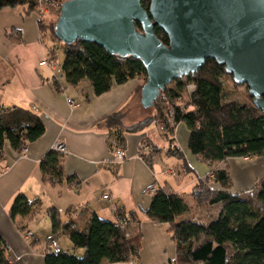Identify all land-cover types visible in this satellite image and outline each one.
<instances>
[{
    "label": "crops",
    "instance_id": "0c3cea01",
    "mask_svg": "<svg viewBox=\"0 0 264 264\" xmlns=\"http://www.w3.org/2000/svg\"><path fill=\"white\" fill-rule=\"evenodd\" d=\"M10 28L19 32L18 41L9 36ZM46 54V48L38 39L31 12L25 13L23 6L0 9V104L34 112L45 127L40 137L26 144L24 152L7 142L3 145L0 237L6 244L5 255L9 264H44L51 236L47 210L51 207L60 212L63 221L70 219L80 228L86 226L92 213L103 219L116 220V207L136 211L140 217L139 255L136 263L129 261L124 264H171L175 258L176 243L167 231L168 224L150 220L142 212L150 203L149 186L168 184L186 200L189 211L177 217V221H181L190 220L194 208L193 202L185 195L191 199L192 187L211 168L226 167L232 182L229 191L242 197L252 193L256 182L264 177L262 156L229 157L209 164L192 154L187 147L188 130L183 124L176 125L172 141L183 156L182 162L180 158L174 160L176 156L173 160L169 157L173 154H167L166 141L152 126L125 132L124 144L120 146L124 159L111 162L116 148L110 145L112 141L108 130L101 123L122 108H127L125 123L148 115V109L141 105L140 93L136 94L141 80L132 78L124 83H113L108 91L96 95L88 81L69 85L61 69L55 74L56 68L52 70L48 66H40L38 63ZM67 97L77 105H69ZM56 141H62L66 147V152L61 154L64 178L50 183L41 180L39 163ZM145 144L155 146L161 159L144 160L142 154L148 149ZM170 163H176L175 167L171 169L165 165ZM181 163L186 164L188 172L184 171ZM164 168L174 174H163ZM69 176L75 179L67 182L66 177ZM210 184L218 187L215 183ZM18 193L29 200L38 199L39 204L30 215L13 219L9 210ZM104 194L109 197L104 198ZM202 217L203 220L211 217L209 209ZM27 232L30 235L27 236ZM63 237L67 238L64 235L56 238L60 248L70 251L73 246L70 241L64 242ZM76 251L80 255L83 253L81 249L73 252Z\"/></svg>",
    "mask_w": 264,
    "mask_h": 264
},
{
    "label": "trees",
    "instance_id": "16d2710c",
    "mask_svg": "<svg viewBox=\"0 0 264 264\" xmlns=\"http://www.w3.org/2000/svg\"><path fill=\"white\" fill-rule=\"evenodd\" d=\"M36 1L0 0V9L23 6L24 12L30 13L37 5ZM140 4L147 10L150 0H140ZM136 26L141 30L139 23L136 22ZM38 28L39 41L47 53L53 55L55 44L62 48L64 56L60 69L69 85L86 80L92 85L94 93L99 95L108 91L113 83L137 78L144 80L137 87V94L146 80L145 68L138 59L111 54L94 42L79 39L70 43L61 42L55 36L54 23L46 25L39 20ZM9 32L11 38L19 40V32L14 28H10ZM154 32L163 43L168 44L163 30L155 26ZM45 37L52 43L47 44ZM224 78L229 79L233 86L241 84L225 71L224 65L213 58H206L194 74L177 77L165 86L164 99L158 98L152 106L154 114L130 123L124 121L127 108L110 114L101 123L108 130L112 141L110 145H115V148L123 146L125 132L141 130L153 119H159L171 133L173 130H170L169 124H183L188 130L189 151L209 164L229 157H264V114L254 104V96L245 84H242L247 93L245 102L226 100ZM54 85L58 86L55 81ZM190 85L192 89L187 92L190 107L181 109L176 101ZM165 103L172 106V113ZM44 129L41 118L34 112L0 104V157L5 142L20 150L40 137ZM168 153L182 155L172 140ZM142 156L147 161V157ZM39 168L43 181L57 183L64 178L61 154L53 148L44 154ZM74 179L73 176L66 177L67 182ZM231 185L228 170L223 167L211 168L192 187L191 195L198 203L222 205L217 217L206 224L177 221V217L189 211V205L168 184L148 187L151 199L142 212L150 220L169 225L167 231L176 243L175 258L171 264H264V177L251 190L255 194V204L239 193L230 192ZM38 204V199L29 200L18 193L12 200L9 215L13 219L28 216ZM47 212L51 223L50 238L64 235L74 249L81 248L83 253L77 256L64 250L56 253L47 251L44 264L136 263L141 235L140 232L128 234L130 220L140 223L136 211L116 207V220L103 219L92 213L82 228L75 226L70 219L63 221L60 212L53 207ZM5 251L6 244L0 237V264H9Z\"/></svg>",
    "mask_w": 264,
    "mask_h": 264
},
{
    "label": "water",
    "instance_id": "95a60500",
    "mask_svg": "<svg viewBox=\"0 0 264 264\" xmlns=\"http://www.w3.org/2000/svg\"><path fill=\"white\" fill-rule=\"evenodd\" d=\"M54 33L61 42H94L140 60L146 71L140 102L146 109L173 79L194 74L213 58L246 85L264 114V0H150L147 10L140 0H63Z\"/></svg>",
    "mask_w": 264,
    "mask_h": 264
},
{
    "label": "rangeland",
    "instance_id": "374dc122",
    "mask_svg": "<svg viewBox=\"0 0 264 264\" xmlns=\"http://www.w3.org/2000/svg\"><path fill=\"white\" fill-rule=\"evenodd\" d=\"M61 1H63V0H61ZM36 2H37V5H36L35 9L31 13L33 14V17L35 19V23H36L37 31H38V29H39L38 28V21L42 20L44 22V24H46V25L54 23L56 18H57V16H58L60 7H54V6H50V5L48 6L47 4L44 5L43 3H38V1H36ZM40 6L46 7V11L44 13H41L42 11H39ZM17 8H20V6H17ZM38 39H39V37H38ZM44 39H45L44 41H46L47 44H51L52 43V42H50V39L48 37H45ZM55 46H56V49H55V51L53 53V56H54V58L56 60V63H57L56 64V69L54 71L55 74H56L59 71V69H60V65H61L64 53H63V50H62L61 47H58L57 44H55ZM140 80H141L140 83H142L144 81L142 79H140ZM224 84L226 85V91H227L225 96H224L226 100H236L238 102H245L246 101L247 93H246V88H245L244 85L240 84L238 86H233L230 83L229 79H225V83ZM191 89H192L191 85L188 86V90H186L182 94L180 100L176 101V104L178 106H180L181 109H186V108L190 107L189 106V100H188L187 92L191 91ZM158 98H163L164 99L163 90H161L159 92V95L156 98V100ZM165 105H166V108L168 109V111L172 113L173 112L172 111L173 110L172 106L169 103H165ZM147 111H148L147 112L148 115L154 114V108L153 107L148 109ZM147 126H152V128L156 130V133L159 135V137H161L163 140L166 141L167 148H168L170 140H172V141L174 140V137H173L174 136V131H175V127H177V126L174 123L173 124H169L170 130L171 129L173 130L172 133H171V131L167 130L164 127L163 120L153 119V121H151V123L148 124ZM169 138H170V140H169ZM147 147H148L147 152H145L144 155H145V157H147V161L148 162L154 161V160L157 161V160L161 159V154H158L159 151L156 150L155 146H149L148 145ZM166 150H167L166 152L168 154V149H166ZM172 153H173V151H172ZM174 156H176V158L174 160L178 161L179 160L178 158H180L181 159L180 162H182V157H183L182 155H181V157H179L178 155L173 154V155H170L169 157H171L172 160H173ZM181 164H183L184 171L188 172V170L186 169V164H184V163H181ZM165 165L171 168V167H175L176 163L175 164H171L170 163V164H165ZM162 171H163L162 172L163 174H174V172L172 170H169V169H166V168H164ZM190 196H191V199L189 198V196L185 195V197H187V199L191 200L193 202V204H194L193 205L194 208H193L192 212L190 213V217H189L190 221L195 222V223H199V224H206L210 220L215 219L217 217V215L219 213L218 212L219 210H217V209L221 208V206H222L221 203H216V204H213V205H206V204L198 203L192 197V195H190ZM244 196H245V198L247 200H249V201L253 202V204H255V194H254V192L246 193V194H244ZM206 209H209L211 217H209L207 220H203L202 215L204 214ZM167 229H168V227H167ZM137 232H140L139 224H137V223L133 222L132 220H130L129 221V225H128V234H136ZM49 240L50 239H48V242H49ZM62 240H64V242H69V240L67 238H65V237H63ZM64 249H67V248H64ZM80 249L81 248H76V249L71 248V250L69 252L74 253L73 252L74 250H80ZM77 252L78 251H76V253H74V254L77 255V256H80V254H77Z\"/></svg>",
    "mask_w": 264,
    "mask_h": 264
},
{
    "label": "built area",
    "instance_id": "2783aa9c",
    "mask_svg": "<svg viewBox=\"0 0 264 264\" xmlns=\"http://www.w3.org/2000/svg\"><path fill=\"white\" fill-rule=\"evenodd\" d=\"M38 3H43L44 5L47 4L48 6H54V7H60L61 0H37ZM39 11H42L41 13H44L46 11V7L40 6ZM40 66H48L52 70L56 68V60L54 56L51 53H47L38 63ZM66 101L69 105L76 106L77 103L72 99L67 97ZM53 149L58 151L60 154H63L66 152L65 144L62 141H56L54 142ZM25 147L21 148L20 151L24 152ZM124 159V151L121 147H117L114 151L113 156L111 157V162H121ZM2 161V158L0 157V163ZM104 198H108V194L103 195ZM27 236L30 235V232H27ZM61 250L60 245L56 238H50L48 244H47V251L51 252H59Z\"/></svg>",
    "mask_w": 264,
    "mask_h": 264
}]
</instances>
